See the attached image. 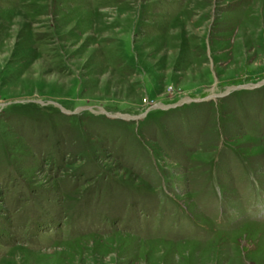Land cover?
<instances>
[{
  "label": "rangeland",
  "instance_id": "1",
  "mask_svg": "<svg viewBox=\"0 0 264 264\" xmlns=\"http://www.w3.org/2000/svg\"><path fill=\"white\" fill-rule=\"evenodd\" d=\"M0 264H264V0H0Z\"/></svg>",
  "mask_w": 264,
  "mask_h": 264
}]
</instances>
